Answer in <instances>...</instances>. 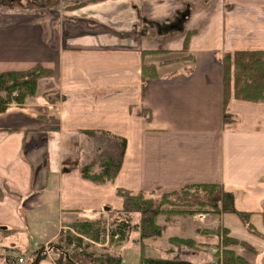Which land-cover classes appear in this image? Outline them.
<instances>
[{
	"label": "crops",
	"instance_id": "crops-1",
	"mask_svg": "<svg viewBox=\"0 0 264 264\" xmlns=\"http://www.w3.org/2000/svg\"><path fill=\"white\" fill-rule=\"evenodd\" d=\"M13 4L0 0V72L40 63L54 76L0 113V228L14 231L9 238L31 224L37 232L51 226L39 245L46 246L74 222L121 209L119 189L167 193L218 183L243 217L159 216L163 236L146 246L166 238L162 258L205 264L216 261L209 250L217 239L199 231L227 230L254 248L231 247L236 254L264 264V102L225 104L223 74L226 54L264 50V0H65L57 13L55 4ZM118 139L126 147L115 179L84 178L98 154L117 152ZM125 241L102 244L120 255ZM39 264L57 263L49 253Z\"/></svg>",
	"mask_w": 264,
	"mask_h": 264
},
{
	"label": "trees",
	"instance_id": "trees-1",
	"mask_svg": "<svg viewBox=\"0 0 264 264\" xmlns=\"http://www.w3.org/2000/svg\"><path fill=\"white\" fill-rule=\"evenodd\" d=\"M189 39L188 35L185 40L186 48L189 46ZM148 67L151 70L149 77L157 76L155 67L153 65ZM143 69L145 77L147 66L144 65ZM223 72L225 104L231 99L264 102V50L236 51L226 54L223 59ZM53 76V70L40 63L26 69L0 72V113L5 112L11 104H25L26 100L36 95L40 80ZM227 116L228 114H225L226 118ZM125 147L126 141L122 139L118 155L98 154L91 164L82 169V176L95 183L112 182L122 167ZM118 194L123 198L124 205L119 210H111L113 212L109 227L101 220L74 222L70 225V229H63L59 233L56 242L48 244L57 264H123L121 255L111 253L107 249L89 250L88 244V248L80 251L83 236L96 242H105V239L110 237V243L119 245L128 239L132 232L140 231L139 241L144 251L146 240L163 236L165 226L157 223L159 216H165L170 222L176 216L187 217L199 213L216 215L238 213L242 217L244 214L236 209L233 193L218 183L187 185L167 193L134 194L119 189ZM0 198H2L1 191ZM2 230L6 234H14V231ZM199 233L207 238H218L217 246L222 248V264H248L231 249L240 246L254 251V248L245 241L230 236L227 230H223V233L219 229L203 230ZM171 241L197 248V244L192 239L175 237ZM72 244H75V250H71ZM48 251L44 246H39L33 253L30 264H39L48 257ZM6 260L7 264H16L13 259ZM220 263L216 261L205 264ZM141 264L196 263L180 258L149 257L143 253Z\"/></svg>",
	"mask_w": 264,
	"mask_h": 264
},
{
	"label": "rangeland",
	"instance_id": "rangeland-1",
	"mask_svg": "<svg viewBox=\"0 0 264 264\" xmlns=\"http://www.w3.org/2000/svg\"><path fill=\"white\" fill-rule=\"evenodd\" d=\"M64 1L65 0H14L15 4H13V6H19L21 3H23V5H22L23 8L30 9L34 6L33 4L39 3L40 6L42 7V9L48 10V6H47L48 4L50 6L55 4V12L57 13V10H58L57 8L60 5L64 4ZM33 9L35 11L36 7ZM35 12H41V11L39 10V11H35ZM46 83H44L42 85V89H44L46 86L49 85ZM118 140H119V142H118L119 145L117 148V152L114 153L113 155H118L120 152V141H121V139H118ZM100 154H105V153H100ZM114 209L117 210L118 208L115 207ZM199 214H203V213H199ZM189 216H191V215H189ZM198 219H200V218H198ZM100 220L105 221V223L108 224V227H109L111 220H112L111 215H108L106 218H101ZM159 221L162 224H164V222H165L164 217H160ZM71 223L72 222L66 224V226H69ZM207 223H209V219L207 220ZM2 229L3 228L0 229V264H7V260H6L7 258H9L11 260L12 259L15 260L21 256L26 258V260H28V262H29L31 260V257L34 256L33 253L31 254L30 252H33V250H37L39 248L40 243L44 242V240L47 238V236H49L51 234L52 227L48 226V228H46L45 230H43L41 232H37V226L35 224H31L30 230H27L24 233H18V235H16L15 237H12V238H9V237L14 235V234H11L10 236H8L5 232H3ZM68 229H70V228L67 227L64 230H68ZM220 231L223 232L222 230H220ZM139 236H140L139 232H132L131 237L128 238L125 241V243L122 245V248H121V251L119 254L124 257V259L127 263H129V264H141V256L143 253H145L146 256H149V257L162 258V257L166 256V253H164L160 249V248L165 247V245L167 243L166 238H163V239H161V240H159V241H157L151 245L146 246L145 250L143 251L142 243L136 241L137 237H139ZM212 239H215V240L217 239V241H215V243L213 244L215 249L214 250L211 249V250H209V252H212L214 256H215V253H217L218 255L222 256V259H223L221 249H220V251H217V248H219L217 246V243L219 241L218 238H212ZM56 241L57 240H54V242H56ZM107 243L110 244V240ZM88 244L90 245L89 250L101 251V249H102V245L100 246V245L90 241L89 239L84 238L80 251L88 248L87 247ZM42 246H44L45 249H47V251L49 250L48 244L46 246L45 245H42ZM71 250H75L74 247H71ZM48 253L53 254V252L50 250L48 251ZM204 256L205 257H203V258H205V260H207V255H204ZM191 261H193L195 263L201 262V260H198L197 258H192Z\"/></svg>",
	"mask_w": 264,
	"mask_h": 264
},
{
	"label": "built area",
	"instance_id": "built-area-1",
	"mask_svg": "<svg viewBox=\"0 0 264 264\" xmlns=\"http://www.w3.org/2000/svg\"><path fill=\"white\" fill-rule=\"evenodd\" d=\"M19 264H27L26 260L24 258L19 259Z\"/></svg>",
	"mask_w": 264,
	"mask_h": 264
}]
</instances>
